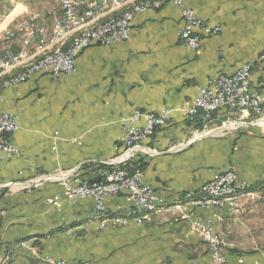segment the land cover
Instances as JSON below:
<instances>
[{"label": "crops", "instance_id": "0c3cea01", "mask_svg": "<svg viewBox=\"0 0 264 264\" xmlns=\"http://www.w3.org/2000/svg\"><path fill=\"white\" fill-rule=\"evenodd\" d=\"M184 2L207 24L222 27L218 35L204 37L198 51L181 44V12L165 3L160 10L135 14L128 40L82 52L72 74L54 79L38 73L26 82L2 86L20 72L17 68L24 71L52 50L48 39L40 51L26 50L32 56L25 55V64L0 75V110L15 115L19 125L10 136L17 153L0 160V186L9 185L0 188V264H42L45 256L84 264H210L208 247L191 223L175 221L169 211L140 226L113 225L91 216L92 199L53 204L63 193L60 181L11 186L73 170L70 181H97L104 162L125 153L124 119L135 112L173 111L168 123L142 142L151 155L138 150L133 157L145 164V183L169 204L198 193L231 166L240 182L260 188L264 196V126L219 132L174 150L204 132L200 117L189 121L181 110L215 76L233 75L253 63L252 90L264 97V0ZM34 13L48 30L62 15L58 0H0V32L14 31L0 47V59L3 52L23 48L16 30ZM228 115L225 110L217 113L214 125L229 120ZM249 118L239 122L251 123ZM105 204L111 216L132 221L124 195L109 197ZM187 211L210 221L229 243L223 252L226 264H264V199L245 205L240 215L226 206L214 211L187 206ZM23 242L29 247H21Z\"/></svg>", "mask_w": 264, "mask_h": 264}, {"label": "built area", "instance_id": "2783aa9c", "mask_svg": "<svg viewBox=\"0 0 264 264\" xmlns=\"http://www.w3.org/2000/svg\"><path fill=\"white\" fill-rule=\"evenodd\" d=\"M130 0H58L62 15L54 22L51 29L39 25L41 15L34 13L27 19L19 22L17 30L22 34V49L16 53L3 52L0 59V68H9L10 60L17 59L20 55H27V49L35 47L40 51L44 42L53 39L60 34H65L69 29L76 27L78 21L84 18H96L95 37H84L80 42L72 45H65L61 48L60 56H52L45 59L41 67L33 72L20 73V78L4 84L9 87L28 81L38 73L48 74L57 79L64 74H72L76 71V61L79 55L91 46H113L129 39L132 29V21L136 13L149 10H160L165 3L176 6L182 17V27L179 30V39L183 46L190 50L198 51L202 47L204 37L218 35L222 27L211 26L201 19L197 13L186 7L185 0H144L133 15H113L112 22L101 21V14L106 12L115 13L117 3H127ZM14 37L12 29L0 32V47L5 41ZM253 63L244 64L233 75H217L211 79L208 86L199 88L198 96L187 105L182 111L189 121H195L200 117L204 122V132L214 130L215 115L225 110L230 115L244 117L248 115L264 118L263 104L264 97L252 90ZM173 111L163 109L159 113H138L124 119L127 128L121 143L125 147V153L118 162L126 163L116 165L115 162H108L94 182L61 180L63 193L56 195L53 204L59 205L63 200L75 202L81 199H92L94 209L92 215H102V220L110 221L113 225L138 226L153 221L155 214L161 211H169L173 214L175 221H189L192 230L207 245L211 261L210 264H226L223 252L230 246L229 243L218 233L210 221H201L194 218V212L184 209H172L152 186L144 181V172L140 169L133 170L128 165L134 157L130 152L140 147V144L150 137L157 129L164 127L171 118ZM143 121L140 126L138 123ZM232 120H227L226 125ZM216 129V128H215ZM19 130L17 117L11 113L0 110V160L11 159L17 149L12 144L10 136ZM124 195L130 207L126 211L132 213V221H122L121 218L111 216L107 210L105 201L109 197ZM191 196H207L209 206H193L214 211L219 207H228L234 214L243 213L245 205L256 203L264 199L260 188L250 184L242 183L238 179L236 169L231 166L228 170L218 173L200 189L198 193H187L181 198ZM216 196H223V203H216ZM222 221L221 216H217ZM22 246H27L24 244ZM42 264H84L81 261H67L51 256H45Z\"/></svg>", "mask_w": 264, "mask_h": 264}, {"label": "bare ground", "instance_id": "6f19581e", "mask_svg": "<svg viewBox=\"0 0 264 264\" xmlns=\"http://www.w3.org/2000/svg\"><path fill=\"white\" fill-rule=\"evenodd\" d=\"M141 1H143V0H141ZM123 4H125V3H117L116 6H115V10L118 7L122 6ZM141 5H144V3L141 4ZM137 7L139 8V6H137ZM106 14H108V12L101 14V21L112 22L113 19L104 20L105 17H106L105 16ZM121 15H122V13H121ZM129 15H133V13L129 11V13H126V14H124L122 16H129ZM92 27H96V18H84V19H82V21H78L76 23V27H74L73 29H69V31H67L65 34H60V35L56 36L55 38L50 39V45L53 47L52 50L50 52H48L47 54H45L40 60H38L36 62H33V63H30L29 65H27L26 72H33L34 69L41 67L42 64L45 63V59H48L49 57L60 56L61 48H63L65 46L66 41L69 39V37L72 36V34L74 32L80 31V34H79V36L75 37L74 42L72 44L80 42L84 37H87V36L88 37H95V30H91ZM25 60H26L25 55H20L17 59L10 60L9 68L7 70L5 68H0V75H3L7 71H9L11 69H14L17 66L25 64ZM17 78H20V74L14 76L8 82H12V80H15ZM6 160H8V159H6ZM194 198H193V200H190V202L188 203L189 205L209 206V198H208V201L207 200L198 201V200H196ZM187 199L189 201V198H187ZM197 199H198V197H197ZM216 203H223V196H216ZM178 205L179 206L175 207L174 209H182V207L184 206V205H181V204H178ZM130 214H132V213H130ZM93 216L99 217L101 215H93Z\"/></svg>", "mask_w": 264, "mask_h": 264}, {"label": "rangeland", "instance_id": "374dc122", "mask_svg": "<svg viewBox=\"0 0 264 264\" xmlns=\"http://www.w3.org/2000/svg\"><path fill=\"white\" fill-rule=\"evenodd\" d=\"M144 3V0L143 1H141V0H130L129 2H127V3H125V4H123L122 6H120V7H118L116 10H115V13H117V12H120V10H122V9H125L123 12H120V13H118V14H121L122 13V15H124V14H126V13H129V11L130 12H132V13H135V11H136V9L138 8L137 6H140L141 4H143ZM135 6V7H134ZM135 8V9H134ZM129 10V11H128ZM108 13H113V12H108ZM124 13V14H123ZM105 16H107V14L105 15ZM108 19H113V15L112 16H110V17H108L107 19H106V17H105V19L104 20H108ZM75 34V35H74ZM79 34H80V31H77V32H74L72 35V37L73 38H75L76 36H79ZM73 38H71V40L70 41H68V43H67V45H71V43H72V39ZM28 54H30L31 56H32V53H27V55ZM40 56H42V55H40ZM40 56H35L36 57V59L38 60L39 58H40ZM17 69H20V72L19 73H17V74H14V75H12V76H10V78L11 77H13V76H15V75H19L22 71H23V67L21 66V67H19V68H17ZM16 70V69H15ZM14 71V70H13ZM13 71H11V72H9V73H7V74H5V75H8V74H11ZM4 76V75H3ZM9 78V79H10ZM8 79V80H9ZM7 81V80H6ZM5 81V82H6ZM3 83V85L4 84H6V83ZM2 85V86H3ZM250 118V121H252L253 122V120L251 119V115H248ZM255 118H257V119H260L258 116H254ZM228 118L230 119V120H234V119H236V120H238L239 121V117H237L236 115H228ZM256 119V120H257ZM235 120V121H236ZM255 121V120H254ZM222 124H220V125H218V126H215L214 125V127L215 128H218V127H221L222 125H223V123H225V122H221ZM228 126H233V125H228ZM204 128V127H203ZM214 128V129H215ZM205 132H203V131H200L199 132V135L198 136H200L201 134H204ZM207 133V132H206ZM197 136V137H198ZM142 143L140 144V147L139 148H137L136 150H135V153L139 150H141L142 151ZM135 153H134V155H135ZM133 160V159H132ZM111 162V161H110ZM105 164H107L108 163V161H106V162H104ZM47 176H49V175H46V176H42V177H39L38 179H40V178H43V177H47ZM38 179H36V180H38ZM36 180H32V181H36ZM25 182H28V181H25ZM14 183H16L15 185H20V184H22V183H24V182H14ZM23 185V184H22ZM18 187V186H17ZM29 187H31V186H29ZM195 197V198H194ZM197 197H198V199H197ZM193 198L194 199H196V200H198V201H200V200H207L208 201V197L207 196H191V197H189V201H188V199L186 198H181L180 199V201H178L177 203H174V204H172L173 206H172V209H174L175 207H177V206H179L178 204H181V205H184L183 207H182V209H184L185 207H187V206H190V207H193V206H195V205H189L188 203L190 202V200H193ZM186 204V205H185ZM127 213V212H126ZM92 217H94V218H97V219H102V215L101 216H99V217H96V216H93V215H91ZM116 218H118V217H124V216H115ZM24 244H27V246H21V247H29V244L27 243V242H23L21 245H24ZM20 246V245H19Z\"/></svg>", "mask_w": 264, "mask_h": 264}, {"label": "water", "instance_id": "95a60500", "mask_svg": "<svg viewBox=\"0 0 264 264\" xmlns=\"http://www.w3.org/2000/svg\"><path fill=\"white\" fill-rule=\"evenodd\" d=\"M228 125H233V126L230 127ZM258 125L259 126H264V118L257 119V120H255V121H253L251 123H243V122L232 120L229 123H227L226 125H222L221 127H218V128H216V129H214V130H212L210 132L201 134L200 136L196 137L195 139H193L188 144L178 146L174 150L190 147V146L194 145L199 139L205 138L207 136H210V135H213V134H216V133H219V132L233 131V130L239 129L241 127H244V126L249 127V126H258ZM142 147H143L142 151L144 153H146L147 155H151L150 152H147L146 149H144V146H142ZM130 153L134 154L135 153V149H133ZM128 160H129V157H127L123 162H118V161H111V162H115L116 165H119V164L126 163ZM75 172H76V170H73V171H70L69 173H67L65 175L47 176V177L40 178V179H38L36 181H28V182H24L22 184L25 185V186H34V185L42 184V183H44L46 181L67 180V179L71 178L75 174ZM15 184L16 183H13L11 186H13ZM6 187H9V185H4V187L0 186V188H6Z\"/></svg>", "mask_w": 264, "mask_h": 264}, {"label": "trees", "instance_id": "16d2710c", "mask_svg": "<svg viewBox=\"0 0 264 264\" xmlns=\"http://www.w3.org/2000/svg\"><path fill=\"white\" fill-rule=\"evenodd\" d=\"M251 119L254 121V120H256L257 118H255L254 115H251ZM200 127L202 128L203 125L201 124ZM128 165H131L133 170H138V169H140V170L143 171L144 168H145V164H144L143 162H141V161H138V162H137V161L132 160L130 163H128Z\"/></svg>", "mask_w": 264, "mask_h": 264}]
</instances>
